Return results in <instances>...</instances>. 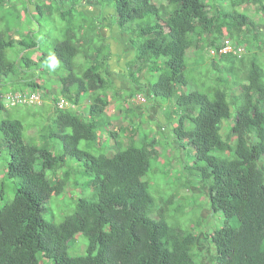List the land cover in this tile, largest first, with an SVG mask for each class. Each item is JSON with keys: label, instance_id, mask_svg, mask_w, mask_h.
I'll use <instances>...</instances> for the list:
<instances>
[{"label": "trees", "instance_id": "1", "mask_svg": "<svg viewBox=\"0 0 264 264\" xmlns=\"http://www.w3.org/2000/svg\"><path fill=\"white\" fill-rule=\"evenodd\" d=\"M5 1L14 0L0 5ZM20 1V10L35 4L63 27L62 38L54 31L50 45L37 34L44 21L18 30L0 16V86L38 91L39 101L13 106L37 105L43 111L37 119L31 109L25 123L13 116L0 92V133L8 155L2 168L16 183L12 200L0 205V264H200L199 231L171 226L155 209L143 177L159 156L149 142L162 137L136 140L135 104L120 110L129 125L108 130L111 153L102 143L99 131L112 120L107 107L118 96L115 88L109 91L106 68L113 52L102 32L112 25L131 34L125 49L133 52L126 60L131 89L140 87L149 105L161 109L165 103L158 99L171 101L165 127L190 150L188 167L207 185L209 208L224 216L220 227L205 232L213 250L210 264H264V0ZM243 4L255 5L258 17L239 10ZM88 6L100 13L111 8L109 20L86 13ZM225 38L232 50L219 54ZM240 46L242 54L236 53ZM191 47L196 56L207 48L216 54L203 65L195 56L191 61ZM146 79L149 84L143 85ZM61 97L70 105L58 108ZM33 125L38 133L27 135ZM159 127L158 134L164 129ZM82 141L87 147H80ZM65 158L79 163L93 191L55 222L43 216L46 204L70 183L78 185L72 169H64ZM77 234L86 243L83 252L69 244Z\"/></svg>", "mask_w": 264, "mask_h": 264}, {"label": "rangeland", "instance_id": "2", "mask_svg": "<svg viewBox=\"0 0 264 264\" xmlns=\"http://www.w3.org/2000/svg\"><path fill=\"white\" fill-rule=\"evenodd\" d=\"M156 2L159 4L164 3L163 0H157ZM21 7L22 5L20 0H14L10 4L5 1L2 5H0V16H2L4 25L11 22L13 28H17L19 30V28L26 27L27 25L30 26L31 24H35V27L37 28L38 25H41V21H44L43 26L45 28H41L40 31L37 32L38 37L43 38L44 40L48 39L50 45L56 41L55 36L52 34L54 31L59 32L60 39L62 38L61 30L63 26H61L60 19L54 21L52 18H48L46 10H38L35 4L33 5V8L32 6L30 7V9L32 8L30 11L20 10ZM84 8L85 9L83 10H85L86 13H100L98 8L92 6ZM238 9L256 18L259 15L256 12V6L253 4H243L239 6ZM18 11L22 13L20 22ZM41 11H43V14L40 13ZM111 12L112 9L107 7L100 14H102L104 19L107 21L109 20V16H111ZM42 30H44L43 34ZM102 32L108 38L113 52L106 68L107 74L110 76L113 84V88L110 87L109 91L113 92L114 88L118 91V96L113 98L106 110L107 116H109L112 120H110V124L104 126L99 131V133L102 134L101 136L103 140L105 139L102 143L104 146H108V153H111L113 148V138L109 134L108 130H112L120 125H129L130 121L124 118L123 112L120 110L122 109V106H126L128 103L130 105L135 104L134 114L137 115V118L133 123V127L135 128L137 127V124H140L138 126V135L136 140L143 138L145 135L154 137L155 139L162 137L161 141L156 143H153L152 141L149 142L150 145H152V147L149 146V148H153L155 150L153 154L159 153V156L157 159L151 160L150 170L143 177L144 180L149 181L148 189L154 198V206H156L155 209L159 212L163 211L162 217L171 226L195 232L196 234L198 233L197 231H199L196 249L203 252H196V256H198L197 258L200 260V264H210L208 256L213 252V250L206 242L207 234H205V232H210L220 227L224 220V216L221 212L215 213L209 208L207 185L203 182L201 183L199 178L196 177L192 170L188 167L190 162L193 160V155L189 153L190 150L185 145L184 141L175 138L173 132L171 130L168 132V127H165V114L170 111L169 105H167L166 102L171 101L158 99L159 103H165L162 106L164 109L158 108V106L149 105V95H146L147 100L140 103L136 102V94H143L141 93L140 87H135L136 90L131 89L132 86H130L128 80L129 66L126 64V60L131 57L133 52L131 53L130 50L127 52L125 49L128 47V40L131 34L128 33V31H121L116 25L103 27ZM210 49L211 48H207L201 55L196 56L194 54V47H191L189 50L191 61L195 56L196 58L201 59L200 61L203 65H209L210 58L213 56L209 52ZM59 64V67L63 68V65L61 63ZM55 66L56 63L53 62V67ZM145 70V67H142L140 72L141 78L145 77ZM156 75L151 76L152 81L156 79ZM145 84H149L147 79L143 85ZM189 88L190 85L188 89ZM10 89H17V84L0 86V92L10 91ZM130 93L132 95H130ZM56 95L57 94H54L53 96L55 97ZM129 95V101L122 102V99L124 100V98ZM143 96L145 97V95ZM44 102L45 104L48 103L50 105H54L51 99H46ZM85 106L86 105L82 107L83 110L85 109ZM7 108L10 112H12L14 117L22 119L25 123L26 120L32 118V115L29 113L31 109L37 111L38 115L35 117L37 119H40V115L43 113L42 107L37 105H21L18 107L9 106ZM129 114L131 113L129 112ZM3 115L4 113L0 111V117ZM32 122L33 121H31L30 124H33ZM159 126L164 127V129H161L158 134L156 133V130L160 128ZM37 129L38 126L33 125L31 128L26 130L27 135L37 134ZM121 137L123 139L125 136L120 133V138ZM125 138L126 139H123L124 143H129L130 139L127 137ZM54 140L56 141V139L53 138L51 141L52 144L55 143ZM135 143V145L139 144L138 142ZM55 146L57 149L58 147L60 149L62 148L61 144H57ZM80 147H87L86 142L82 141ZM56 148H54V150H56ZM6 158H8L7 148L4 146L2 135L0 133V190H3L4 192L2 196L0 192V205L12 200L16 185V183H14V179L7 178L6 173L2 168L6 166ZM63 165L65 166L64 169H72V181H77L78 185L76 188L75 184L70 183L63 193L51 197L49 202L46 204L49 209L43 213V216L46 219L55 222L61 221L65 216L74 211L75 203L78 197L89 196L93 191L92 187L87 184L88 175L78 170L81 166L76 160L65 158ZM37 168H39V166H37ZM58 174H60V172H58ZM72 191H74V193ZM171 199V204L167 205L168 208H166L167 206L165 207V205ZM69 244L70 246L77 245V252H83L84 245L86 243L84 242L83 236L81 234H77L70 240Z\"/></svg>", "mask_w": 264, "mask_h": 264}, {"label": "built area", "instance_id": "3", "mask_svg": "<svg viewBox=\"0 0 264 264\" xmlns=\"http://www.w3.org/2000/svg\"><path fill=\"white\" fill-rule=\"evenodd\" d=\"M223 43H224V46L218 50L219 54L232 50V46L230 45L228 38H225ZM243 52H244V48L241 46L236 50V53L238 54H242ZM210 53L214 54L215 50L213 49L210 50ZM40 97H41V94L38 91H33L31 93H25L22 91H16V92L7 91L1 95V99L5 102V104L9 106L17 105L19 103L37 102L40 100ZM137 99L143 100V97L139 95L137 96ZM66 104H67V101L65 100V98H60L57 103V107L63 108Z\"/></svg>", "mask_w": 264, "mask_h": 264}, {"label": "clouds", "instance_id": "4", "mask_svg": "<svg viewBox=\"0 0 264 264\" xmlns=\"http://www.w3.org/2000/svg\"><path fill=\"white\" fill-rule=\"evenodd\" d=\"M212 49H213V48H211L210 50H212ZM210 50H209V52H210ZM213 50H214V49H213ZM215 54H216V51H215L214 54L211 53V55H215ZM139 95L143 97V100H138V99H137V96H139ZM61 98H64V97H61ZM65 100L67 101V99H65ZM135 101H136V102H139V103H140V102H143V101H145V97H144L143 95H141V94H136V96H135ZM69 105H70V103L67 101V104H66L65 106H69ZM65 106H64V107H65Z\"/></svg>", "mask_w": 264, "mask_h": 264}]
</instances>
